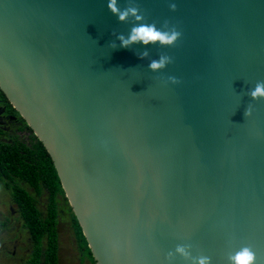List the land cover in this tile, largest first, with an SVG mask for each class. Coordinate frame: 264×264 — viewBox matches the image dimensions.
I'll list each match as a JSON object with an SVG mask.
<instances>
[{
    "label": "water",
    "instance_id": "95a60500",
    "mask_svg": "<svg viewBox=\"0 0 264 264\" xmlns=\"http://www.w3.org/2000/svg\"><path fill=\"white\" fill-rule=\"evenodd\" d=\"M176 3L139 0L175 45L124 48L135 21L107 0H0V90L50 154L96 264H169L177 244L211 264L249 246L264 264V99L248 95L264 81V0ZM163 52L172 62L148 69Z\"/></svg>",
    "mask_w": 264,
    "mask_h": 264
},
{
    "label": "flooded vegetation",
    "instance_id": "af4514ba",
    "mask_svg": "<svg viewBox=\"0 0 264 264\" xmlns=\"http://www.w3.org/2000/svg\"><path fill=\"white\" fill-rule=\"evenodd\" d=\"M33 134L25 119L0 90V147L1 143L18 142L21 152L17 154L18 160L15 161L19 170L11 171L7 169L6 164L0 163V180H3L5 185L0 187V264H46L50 245L55 248L59 262L60 224L72 231L73 241L78 249L77 255L80 253L79 241L83 242L78 228L79 222L62 184V190L59 191H56L49 180H41L38 186L34 185L29 180V170H24V165L20 162L21 159L27 164L32 161L33 157L29 155L28 149L32 144ZM37 165L38 162L35 161L33 166ZM29 198L40 210V219L45 225V233L40 239L35 237L36 233L29 226V219L25 214ZM67 215L69 222L64 221ZM9 246L11 250L7 249ZM83 247L87 257L92 258L87 241Z\"/></svg>",
    "mask_w": 264,
    "mask_h": 264
},
{
    "label": "clouds",
    "instance_id": "9594fccd",
    "mask_svg": "<svg viewBox=\"0 0 264 264\" xmlns=\"http://www.w3.org/2000/svg\"><path fill=\"white\" fill-rule=\"evenodd\" d=\"M124 6L121 7V0H107L108 10L116 16L120 22L127 21L132 17L135 21L130 24L127 36L118 33L117 38L120 40V46L127 48L132 43L142 45H158L162 48L172 47L181 37V32L174 26H170L167 20L164 21L165 27H158L155 22H144V13L139 7V0H123ZM168 7L175 10L177 7L176 0H168ZM115 47V45H113ZM147 50L141 53V56H147ZM172 62V57L166 53H161L157 58L150 59L148 69L158 72L164 69ZM168 81L178 83V78L169 76ZM248 95L253 99H264V81H257L254 87L248 90ZM253 111V106L249 104L244 115L249 116ZM190 244H177L174 252L169 251L166 260L171 264L176 254L187 262V264H211V258L206 255H193ZM255 253L249 246H241L237 249L230 250L226 256V264H255Z\"/></svg>",
    "mask_w": 264,
    "mask_h": 264
},
{
    "label": "trees",
    "instance_id": "16d2710c",
    "mask_svg": "<svg viewBox=\"0 0 264 264\" xmlns=\"http://www.w3.org/2000/svg\"><path fill=\"white\" fill-rule=\"evenodd\" d=\"M33 141L31 146H29V155H31L33 158L32 161L29 162V164L24 163L22 159L20 162L24 165V170H29V180L34 185H39V182L41 180H49L52 182V185L56 191L62 190L61 183L59 182V177L57 175L56 169L54 167L52 158L50 154L48 153L47 149L45 148L42 141H40L34 134L32 135ZM0 147V163L6 164L7 169L11 171L19 170V167L15 164V161L18 160V155L20 152L19 150V144L16 143H1ZM37 161L38 165L33 166V163ZM14 165V166H13ZM25 214L27 215L29 219V226H31L34 229L35 237L40 239L44 235V227L45 225L40 219V210L36 208L30 201H28L27 207L25 206ZM78 228L80 231V235L83 239L84 244H86L85 236L82 233L81 227L78 224ZM89 248V247H88ZM87 248V249H88ZM92 255V254H91ZM93 259V256H92ZM94 261V259H93ZM36 264V263H35ZM46 264H59L58 262V256L56 254L55 248L50 245V248L47 252L46 257ZM94 264L95 261H94Z\"/></svg>",
    "mask_w": 264,
    "mask_h": 264
},
{
    "label": "rangeland",
    "instance_id": "374dc122",
    "mask_svg": "<svg viewBox=\"0 0 264 264\" xmlns=\"http://www.w3.org/2000/svg\"><path fill=\"white\" fill-rule=\"evenodd\" d=\"M4 181L0 180V187H4ZM9 193V191H8ZM65 222H69L68 215L64 218ZM58 237L60 238V258L59 264H94L92 258H88L86 250H84V242L79 241L80 253L77 255V247L73 241V234L68 230V227L59 225ZM11 247H7L10 249ZM11 250V249H10Z\"/></svg>",
    "mask_w": 264,
    "mask_h": 264
}]
</instances>
